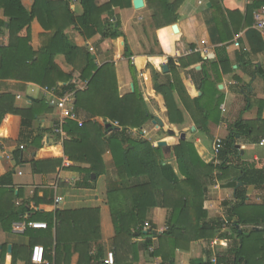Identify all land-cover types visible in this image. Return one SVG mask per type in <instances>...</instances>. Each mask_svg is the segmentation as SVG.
Instances as JSON below:
<instances>
[{
	"label": "trees",
	"instance_id": "1",
	"mask_svg": "<svg viewBox=\"0 0 264 264\" xmlns=\"http://www.w3.org/2000/svg\"><path fill=\"white\" fill-rule=\"evenodd\" d=\"M74 1L80 5L81 15L71 10ZM208 1L210 7L205 8L210 12L206 19L208 33L212 45L220 47L216 48V61L213 63L198 55L197 61L203 63V78L199 85L202 96L193 101L196 107L202 104L207 106L208 103L209 81L205 64L218 72L221 68L225 73L226 67L230 68L228 53L233 51L235 64L246 72L253 66L249 60L250 54H257L264 49L260 34L252 28L253 13L264 6V0H252L250 5L242 8L238 0ZM132 2L133 0H108L106 4L99 6L96 0H32L31 6L27 7L23 0H0V9L7 19L6 22L0 21V32L5 30L9 41L8 46L0 47V80H15L54 88L58 96L75 91V112H84L89 115V120H95L81 126L68 121L63 127L67 134V139L62 142L63 155L72 163L89 165L87 170L80 167L69 168L85 174L82 181L76 183V187H94L97 178L105 173L103 155L108 152L115 170L114 181L124 187L109 189L107 192V204L115 235L113 246L120 249L126 245L133 251H148L153 246L154 235L152 232L144 233L143 224L150 210L160 206L167 211V231L156 237L157 246L151 256L161 258V264H174L176 251L187 253L195 242L210 243L221 230L222 222L208 219L203 208L205 195L216 178L223 181L229 177V159L238 156L235 137H249L252 131L248 122L240 121L229 126L227 138L220 142L216 159L218 165L214 162L204 163L193 144L180 141L173 148L177 173L166 161L162 148L153 147L147 140L129 137L128 131L143 129L153 120L136 85L135 68H128L133 78V92L120 97L114 65L107 63L98 66L92 59V54L79 48L73 42V37L87 41L98 35L101 40H122V55L130 64L132 53L120 30L119 18L114 9H129ZM146 3L149 10H153L156 28L175 22L174 5L169 0H146ZM143 6V0L136 1L135 8ZM103 16L106 17L102 18ZM34 20L43 30L41 45L36 50L31 46L30 26ZM23 31L24 36L21 35ZM241 32H244L248 43V52L240 37L234 39ZM57 58H60L67 72L57 65ZM76 72L78 76L74 78ZM84 83L83 90H76L78 85ZM174 83L158 84L155 92L164 101L169 123L182 125L183 118L173 100V93L177 91ZM222 102L223 98L220 97L212 110L207 107V113L202 112L199 119L195 118L198 130L207 133L209 121L221 120L220 116L212 117V112L218 111ZM13 103L12 96H1L0 121L7 112L20 115L23 129L28 128L41 113H48L52 109L43 99L32 101L26 110L12 109ZM261 104L264 107V103ZM106 121L117 123L118 127L110 124L107 127ZM164 136H168L166 132ZM47 163L59 166L61 160L42 161V164ZM239 170L238 178L223 185L234 190L235 203L224 212L226 227L233 235L229 237L227 250L217 258L215 264H264V194L257 203L247 200L248 188H264V165L261 169H256L254 165L242 164ZM33 172L41 174L36 165L33 166ZM215 172L220 173V176H214ZM92 174L95 179L91 181ZM9 178L10 175L1 178L0 184ZM40 202L42 201L36 199L35 205ZM24 211L25 207H22L19 213ZM12 215L14 219L17 218L15 214ZM58 215L57 219L61 222L67 217L64 214L61 219ZM69 222L71 226L82 223L75 218H71ZM1 225L5 226V223L3 225L1 222ZM47 225L51 227L50 222ZM98 237L97 233L94 238ZM221 237L227 239V235ZM133 239H143L144 242L141 247L129 244ZM12 256H16L15 250ZM210 257L211 253L206 250L203 257L191 260V264H212ZM92 260V257H88V261ZM25 264H32L30 258Z\"/></svg>",
	"mask_w": 264,
	"mask_h": 264
},
{
	"label": "crops",
	"instance_id": "2",
	"mask_svg": "<svg viewBox=\"0 0 264 264\" xmlns=\"http://www.w3.org/2000/svg\"><path fill=\"white\" fill-rule=\"evenodd\" d=\"M107 1L96 0V3L102 6ZM143 1L142 8L137 9L132 5L129 9H114V12L119 18L120 30L132 53L130 61L137 73L136 85L140 88L148 112L153 118L143 128L147 135H150L144 137L146 138L144 140L150 142L156 139V143L165 141L170 151L162 150L164 157L177 173L173 158V148L177 145L174 143L176 136L165 137V129L185 134V141L193 144L201 160L207 164L214 160L213 144L227 138L229 126L240 121L248 122L251 126V136L235 137L238 156L229 159V177L223 181L216 178L205 195L203 208L208 214V219L226 222L224 212L235 203V198L234 190L223 185L239 177V168L242 164L254 165L256 169H261L264 165V144L260 145L261 141H264V107L261 104L264 103V49L257 54H250L249 60L253 66L246 72L235 64L233 51L228 53L230 68L226 67L225 73L221 68L218 72L205 64V73L209 81L208 103L207 106L202 104L196 107L193 101L202 96L199 85L203 78V63L197 61L198 55L203 59L202 53L213 54L214 59L207 60L213 63L216 61V48L220 47L212 45L206 25L210 12L205 8L210 7V2L169 0V3L174 5L176 20L168 26L156 28L153 10H149L146 0ZM238 1L242 8L245 5L244 1ZM23 3L29 7L32 0H23ZM71 10L77 15L82 14L77 1L71 4ZM0 21H7L1 9ZM30 31L31 46L36 50L41 45L43 30L34 20ZM259 34L264 48V33ZM21 35H25L24 31ZM239 37L247 51L248 43L245 41L244 32L234 39ZM121 41L101 40L98 35L87 41L73 37V42L79 48L86 51L88 47L93 49L90 54L98 66L107 63L114 65L120 95L123 96L133 92L134 84L129 75L128 60L122 55ZM8 43V37L3 30L0 32V47H6ZM56 63L67 72L60 58H57ZM164 66L167 67V71H163ZM77 76L78 73H74V78ZM170 83L177 85L173 100L183 118L182 125L169 123L164 101L155 92L156 85ZM44 88L48 87L15 80H0V98L2 95H10L14 99L12 109L26 110L32 101L39 99L47 101L42 91ZM220 97L223 98V102L218 111L212 112V117L220 116L221 120L209 121L207 133L201 132L196 127L195 118L199 119L202 112L207 113V107L212 110ZM76 113L83 123L95 121L89 120V115L84 112ZM56 119L57 113L51 109L48 113H41L25 129L21 116L14 113L7 112L0 121V179L10 175L6 182L0 184V264H25L35 246L45 248L44 260L49 264H103L106 254L110 252L113 253L115 264H161V258H153L151 253L157 246L156 237L167 231V211L158 206L150 210L145 218L152 233L156 235L152 240L153 246L150 247L152 251L150 248L148 251L141 248L133 251L126 245L120 249L114 247L115 235L107 204V192L109 189L124 187L114 181L116 175L111 156L108 152L103 155L105 173L97 178L92 189L77 188L76 183L81 182L85 174L69 168L80 167L87 170L89 165L72 163L63 155L62 143L58 142L52 131ZM156 119L162 127L158 126V123H153ZM156 131L161 132L163 137L158 138ZM142 134L144 133L141 132ZM21 147L23 149H20ZM54 159L61 160V164L59 166L42 164V161ZM65 161L69 163L68 166L64 165ZM214 164L218 165L219 162ZM34 165L37 170H41V174L33 172ZM214 176H220V173L215 172ZM94 179L95 176L91 177V181ZM263 194L264 188L250 187L247 190V200L257 203ZM56 198L60 199L59 202H55ZM36 199L42 202L35 205ZM22 207H25V211L19 213ZM10 214H15L17 218L14 219V215L11 217ZM64 214H67L66 219L63 222L59 221L57 215L63 219ZM71 218L82 223L71 226L68 224ZM25 221L46 224L47 228L45 230L26 228L23 233L15 232L14 226H20ZM1 222L3 225L5 223V226H2ZM48 222L51 223L50 228ZM229 231L225 234H231L229 236L231 237L233 234L231 230ZM97 233L99 237L95 239ZM229 237L227 236V239ZM143 242V239H133L129 244L141 247ZM209 244L195 242L191 244V249L187 253L176 251L174 264H191V260L203 257ZM219 249L225 250L222 247H218ZM14 250L16 256L13 258ZM88 257H92L93 260L88 261Z\"/></svg>",
	"mask_w": 264,
	"mask_h": 264
},
{
	"label": "built area",
	"instance_id": "3",
	"mask_svg": "<svg viewBox=\"0 0 264 264\" xmlns=\"http://www.w3.org/2000/svg\"><path fill=\"white\" fill-rule=\"evenodd\" d=\"M253 29L256 30L259 33H264V6H262L260 9L256 10L253 14ZM93 49L89 48V52H92ZM198 52V51H195ZM201 56L204 60H212L214 59L213 54L211 53H202ZM85 88V83L83 85L77 86L76 90H83ZM43 95L47 99V104L49 107H51L53 110L57 113V119L52 127V131L54 136L58 139L59 143H62L64 140H66V133L63 130V127L68 121L77 123L78 126H81L83 124L82 120L78 118L77 113L74 110V94L75 91H69L64 93L62 96H58L55 93L54 88H44ZM111 125V124H110ZM114 126L117 127V123H114ZM220 142L218 141L213 144V154H214V160L213 162L216 163V157L218 155ZM264 141H261L260 145H263ZM20 149H23L22 147ZM65 166H68V162H64ZM59 198H56L55 202H59ZM259 201V199H257ZM226 222H222V228L219 230L218 235L215 239H213L210 244L206 247V250L211 253L210 257V263L215 264L217 261V258L221 256V254L224 252L221 249L218 250V247H222L223 249L228 248V244L230 243L229 239L222 238L223 235H227L225 233H228L230 230L228 227H226ZM26 228L34 229V230H45L47 228L46 224H40V223H33V222H23L20 226L16 225L14 226V231L18 233H23V231ZM143 231L144 232H152L149 224L145 222L143 224ZM230 232V231H229ZM154 236L152 237V240L156 237L154 233H152ZM231 235V234H230ZM230 235H227L228 237ZM150 251H152V248H150ZM30 261L32 264H47L44 260V249L40 246H35L32 248ZM103 264H115L113 253H107L105 259L103 260Z\"/></svg>",
	"mask_w": 264,
	"mask_h": 264
},
{
	"label": "rangeland",
	"instance_id": "4",
	"mask_svg": "<svg viewBox=\"0 0 264 264\" xmlns=\"http://www.w3.org/2000/svg\"><path fill=\"white\" fill-rule=\"evenodd\" d=\"M242 1H244V4L245 5H250L251 4V1L252 0H242ZM254 14V13H253ZM253 23H254V21H253ZM253 23H252V27H253ZM88 51H89V47H88ZM89 53H91V52H89ZM131 62V61H130ZM132 63V62H131ZM129 64V62H128V68H129V66H133L132 64ZM134 67V66H133ZM129 70V69H128ZM129 75H130V77H131V81H132V83H133V78H132V75H131V73H130V71H129ZM136 75H137V73H136V71H135V80H136ZM115 76H116V72H115ZM116 84H117V92H118V94H119V96L120 97H122L121 95H120V90H119V84L117 83V76H116ZM79 86V85H78ZM139 90H140V88H138ZM133 91V90H132ZM128 94V93H127ZM124 96V95H123ZM143 98V97H142ZM144 100V99H143ZM145 102V101H144ZM110 124V122H107V125H109ZM112 125V127H115L114 126V123L113 124H111ZM159 126V125H158ZM118 127V126H117ZM134 133H132V132ZM141 132H143L144 134H142L141 135ZM164 132H166V129L164 130ZM156 134L158 135V138H160V137H163V134L161 133V132H157L156 131ZM128 135H129V137L130 138H132V139H141V140H143V139H146V138H144V137H146V136H148L147 135V133H146V131L145 130H143V129H140V130H138V129H134V130H130V131H128ZM179 133L178 132H175V141H174V143H179L180 141H179ZM150 136V135H149ZM148 136V137H149ZM147 137V138H148ZM149 139V138H148ZM150 143H151V145L153 146V147H155V148H157V143H156V139H152V141H150ZM168 154V153H167ZM227 250V249H226ZM226 250H224V252L226 251Z\"/></svg>",
	"mask_w": 264,
	"mask_h": 264
},
{
	"label": "water",
	"instance_id": "5",
	"mask_svg": "<svg viewBox=\"0 0 264 264\" xmlns=\"http://www.w3.org/2000/svg\"><path fill=\"white\" fill-rule=\"evenodd\" d=\"M136 1H138V0L133 1V6H135ZM162 69H163V71H167V67L166 66H164ZM218 89H221V87H218ZM153 123L154 124L158 123V125L160 127H162L161 124L159 123L158 119L154 120ZM106 126L108 127L109 125H106ZM166 133L170 137H173L175 135V132H173L171 129H167ZM179 141H185V134L182 133V134L179 135ZM157 147L162 148L164 151H170V147L167 145V143L165 141L158 142L157 143ZM236 148H238V147L236 146ZM91 177L94 178V175H92ZM8 250H10V248H8Z\"/></svg>",
	"mask_w": 264,
	"mask_h": 264
}]
</instances>
